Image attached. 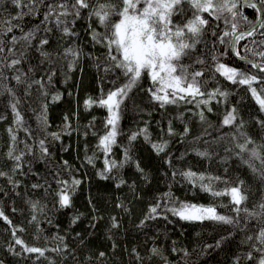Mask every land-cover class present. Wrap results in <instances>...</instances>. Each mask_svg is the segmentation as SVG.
<instances>
[{
  "label": "trees",
  "instance_id": "1",
  "mask_svg": "<svg viewBox=\"0 0 264 264\" xmlns=\"http://www.w3.org/2000/svg\"><path fill=\"white\" fill-rule=\"evenodd\" d=\"M249 1L264 7L259 5V0ZM238 6L248 21L256 23V9L247 7L240 0ZM15 12L16 9L9 0H0V19H7L9 13ZM41 19L42 14L36 17L25 16L23 21L17 23L22 24L24 30L28 31ZM209 20L214 26L219 23L210 17ZM87 23L86 20H80L75 25L79 36L74 40L84 55L79 58L73 71H68L65 61L55 62L57 53L62 51L67 43L66 40L61 41L60 33L55 31L48 34L50 44L46 50L51 54V58L44 60L33 49L28 52L23 64V68L33 69L35 78L46 77L49 69L56 72L48 89L49 96L46 98V126L42 125L39 119L41 104L44 101L36 89H33L32 96L20 105L26 124L36 138L27 140L34 146L35 158L25 157L29 163L23 166L22 171L26 174L11 171L13 162L7 157V152L11 143L8 129L14 126L13 114L7 93L0 95V116L4 117L0 120V170L19 182L17 186L9 183L8 177H0V211L5 213L15 229H23L16 231V236L28 246L47 249L45 255L39 258L38 254L25 253L14 243V228L0 219V264H165V261L167 264H233L237 256H242L248 250L247 244L243 243L245 232L235 226L214 221L184 222L170 214H167L168 220H146L143 227L139 225L145 220L150 206L158 200L163 203L166 193L174 199L198 205H217L219 214L233 215L228 207H219L228 205L227 196L213 197L201 191L199 186L193 187L181 175L174 177V171L179 173L192 170L206 176H221L229 181L243 180L244 187L248 190L247 206L250 208L264 199V182L257 179L249 166L234 155L235 142L231 141V135L235 133V128L222 125L225 114L235 108L236 123L242 121L243 131L255 140L257 145H261L264 144V128L257 120H264V112L260 111L245 86L232 85L218 74L209 75L208 90L219 87L229 95L226 99L218 96L213 99L209 104L211 112L203 106L197 108L193 104L183 102L161 108L148 94L150 81L145 76L140 84L129 92L121 106L120 134L110 157H107L117 161L118 166L111 174L104 173L106 157L97 149V143L98 136L105 132L104 122L108 113L106 109L95 105L86 109L84 101L89 97L96 99L106 95L108 91L122 86L125 78L118 72L102 71L97 67L96 61L90 58L100 56L103 49L92 44ZM239 23L241 30L251 27V24L245 23L243 19H240ZM220 27L225 26L220 23ZM259 31L242 43L247 44L248 48L257 49L253 40L264 38L260 36ZM13 34L19 36L21 33L17 29L9 36ZM38 35L44 36L45 33L40 32ZM213 39L210 29L206 37L207 47L204 44L198 45L200 51L193 53V58L199 55L201 58H207L210 64L209 50L213 48ZM215 47L219 55L223 46L217 44ZM241 54L248 59H254L247 50L241 49ZM190 62L185 60V63ZM221 62L255 73L251 65H246L230 54L222 56ZM256 62L261 61L256 59ZM8 75L11 76L12 73ZM253 86L259 87L255 84ZM5 87L14 88L18 97L23 96V87L17 85L15 80L0 82V91ZM56 93L61 95V99L51 102V96ZM200 111H204V121L200 120ZM65 117L68 118L67 121ZM186 126L189 132L184 136ZM145 128L148 141L144 135H139L135 141L129 143L132 133ZM169 128L174 134L169 135ZM49 133H58L60 138L55 140ZM17 136L18 139H26L23 131H18ZM40 138H46V147L51 154L43 159L39 158L37 146ZM164 141H167V147L158 155L152 148V143L161 144ZM18 147L22 148L23 145ZM125 148L130 149V159L127 161ZM226 149H232V152ZM197 151L209 152L210 158L198 156ZM87 157L93 158L91 164L87 162ZM168 160L170 163H166ZM121 162L123 167H119ZM137 164L143 172L137 169ZM254 164L257 168L260 167L258 160L254 161ZM101 173L109 175V178L102 179ZM73 178L81 183L71 194V207L61 208L56 195L60 188L57 180L71 181ZM121 180L124 181L123 184H120ZM37 182L44 187L34 190L32 184ZM224 187L223 183L215 184L216 189ZM33 202L38 204L35 210L31 207ZM34 215L35 221L32 220ZM75 217L79 219L73 224ZM113 217L117 220V228L112 227ZM93 224L95 227H92ZM258 227V221L251 220L249 234H253ZM230 233V238L224 240L219 248L203 251L205 245H214L217 240L228 237ZM54 237H64L63 244ZM64 245H67V251H51L58 247L63 248ZM153 248L159 249L162 255H153ZM185 251L189 255L185 256ZM101 252L104 253L103 257L100 256Z\"/></svg>",
  "mask_w": 264,
  "mask_h": 264
},
{
  "label": "snow or ice",
  "instance_id": "2",
  "mask_svg": "<svg viewBox=\"0 0 264 264\" xmlns=\"http://www.w3.org/2000/svg\"><path fill=\"white\" fill-rule=\"evenodd\" d=\"M9 3L16 9L15 14L9 13L7 19H0V82L6 80H15L17 85L23 87V96L18 97L16 89L3 88L0 95L7 93L9 97V107L13 114V127L8 129L10 136V147L7 157L13 162L12 173L22 171L23 166L29 162L25 160L26 156L35 158L34 146L27 140H35V136L28 128L23 117V111L20 109L22 102H26L36 89L41 98V111L39 119L42 125H47L46 113L49 96V87L53 83L55 71L48 70L46 77L35 78L33 69L23 68L28 52L35 50L44 60H49L51 54L46 50L50 44L48 34L60 33L61 41H67L62 51L57 53L55 62L61 60L66 62L68 71H73L79 58L84 55L74 38L79 36L75 31L77 21L86 20L88 36L94 46L103 49L100 56H90L95 60L97 67L106 73L118 72L125 78L122 86L116 87L102 95L99 98L91 97L84 101L86 109L94 105L106 109L108 115L104 122L105 132L98 136L97 149L103 153L104 173L111 174L114 168H117V161L111 160L113 146L117 144L119 133L121 106L129 92L137 87L141 80L146 76L150 81L148 94L153 101L159 103L163 108L166 105H176L180 102L184 104H193L197 108H206L208 112L212 111L209 104L217 96L226 99L229 93L216 87L208 90L209 75L218 74L232 85L245 86L256 101L261 112H264V38L259 41L253 40L257 49L248 48L247 44L242 43L249 37H253L260 29H264V7H258L257 3L250 2L246 6L257 10V23L248 21L247 17L242 15L238 0H9ZM259 5L264 6V0H259ZM42 14V19L33 28L24 30L22 24L17 21H23L25 16L36 17ZM217 21L215 26L210 22ZM243 19L245 23L251 24V27L241 30L239 20ZM224 24V28L220 27ZM19 30L20 35H11L14 30ZM211 29V37L214 38L213 48L209 50L211 63L207 58H201L197 55L193 58V53H199L198 45L206 44V37ZM45 33L39 36L38 33ZM261 37H264V31H259ZM7 37V39H5ZM35 41V43H33ZM223 46V51L217 55L216 45ZM241 49L250 52L254 59L241 54ZM232 55L236 59L243 61L246 65H251L250 70H242L221 62L224 55ZM256 59L261 62L257 63ZM185 60L191 61L185 63ZM199 65L200 67H196ZM8 73H12L11 76ZM259 85L254 87L253 85ZM61 99L59 93L51 96V102H57ZM201 121L205 120L204 111L199 112ZM4 119L0 116V120ZM67 117L65 120L67 121ZM236 109L228 111L223 120V126L235 128V133L231 135V141L234 143L237 156L242 163L249 166L257 179L264 182V144L257 145L255 140L243 131L244 123H236ZM257 123L264 128V120H257ZM92 127L94 128V122ZM23 131L26 139H18L17 132ZM189 132L188 127L184 128V136ZM238 133V135L236 134ZM174 134L169 128V135ZM51 137L58 140V133H49ZM139 135H144L146 141L147 129H141L140 132L132 133L129 136V143L135 141ZM150 142V141H149ZM23 145L22 148L18 145ZM40 159L49 157L51 154L46 147V138L38 140ZM167 141L161 144L152 143V148L159 155L165 151ZM66 150V149H65ZM232 152V149H226ZM130 149L125 148V161L130 159ZM196 154L202 158H210L207 151H197ZM260 161V167L257 168L254 161ZM87 162L92 163L93 158L87 157ZM225 163L227 160L225 159ZM170 163V160L166 161ZM67 166V161L64 162ZM123 167V162L119 164ZM137 169L143 172V169L137 164ZM29 171L31 169L29 168ZM227 171V169H225ZM101 173L102 179H108L109 175ZM181 175L193 187L199 186L200 190L209 193L213 197L229 198L228 205H219V207H228L233 215L219 214L217 205H198L187 201L174 199L166 193L163 203L160 200L150 206L145 220H142L139 227H143L146 220L165 219L168 215L178 218L184 222L214 221L225 225L237 227L244 231L243 243L247 244L248 250L242 256H237L233 264H264V199L258 204L248 207V190L244 187V181H229L221 176L205 175L192 170L177 173L173 176ZM0 177H8L9 183L19 185L11 176L0 170ZM225 185L222 189H216V183ZM60 188L56 192L58 203L61 208L71 207V194L75 192L81 181L73 178L71 181L58 179ZM124 181L121 180L120 184ZM120 185L118 184L117 187ZM43 184L37 182L32 184V188L40 189ZM121 205H117L120 207ZM31 207L35 210L38 207L33 202ZM43 211V209H41ZM0 219L14 228L12 235L15 245H19L25 253L38 254L43 257L47 249L35 246H28L21 238L16 236V231L11 225L8 217L3 211H0ZM79 217L73 218L75 224ZM36 220V216L32 217ZM251 220H257L259 227L253 234H249L251 229L249 224ZM171 222V221H169ZM92 227H95L93 224ZM112 227L117 228L118 223L115 217L112 218ZM248 229V231H245ZM79 235V234H77ZM228 237H222L214 245L207 244L203 251L211 248H219ZM63 244L64 237H54ZM67 245L63 248L51 249L54 252L67 251ZM135 251V250H133ZM153 255H162L157 248H153ZM175 252L176 249L174 248ZM19 254L18 252L16 253ZM187 256L189 253L184 252ZM103 257L104 253L101 252ZM163 258V257H162ZM167 264V261H165Z\"/></svg>",
  "mask_w": 264,
  "mask_h": 264
},
{
  "label": "rangeland",
  "instance_id": "3",
  "mask_svg": "<svg viewBox=\"0 0 264 264\" xmlns=\"http://www.w3.org/2000/svg\"><path fill=\"white\" fill-rule=\"evenodd\" d=\"M242 3H244V4H246L247 5V3L246 2H250L249 0H244L245 2H243L242 0H240Z\"/></svg>",
  "mask_w": 264,
  "mask_h": 264
},
{
  "label": "water",
  "instance_id": "4",
  "mask_svg": "<svg viewBox=\"0 0 264 264\" xmlns=\"http://www.w3.org/2000/svg\"><path fill=\"white\" fill-rule=\"evenodd\" d=\"M242 1L245 2L244 0H242ZM246 3L248 4V3H250V2H246ZM258 7H259V6H258ZM257 22H258V21H256V23H257Z\"/></svg>",
  "mask_w": 264,
  "mask_h": 264
}]
</instances>
